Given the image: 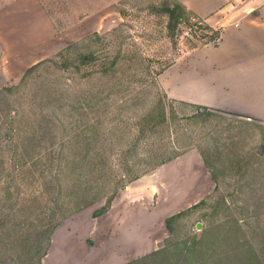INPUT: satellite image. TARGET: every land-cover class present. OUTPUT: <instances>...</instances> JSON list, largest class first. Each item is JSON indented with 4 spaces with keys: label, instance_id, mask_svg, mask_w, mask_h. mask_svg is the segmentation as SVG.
<instances>
[{
    "label": "rangeland",
    "instance_id": "1",
    "mask_svg": "<svg viewBox=\"0 0 264 264\" xmlns=\"http://www.w3.org/2000/svg\"><path fill=\"white\" fill-rule=\"evenodd\" d=\"M59 1L62 2L63 9L60 10L66 21L68 17L71 18V36L57 38L56 43L60 48L57 52L46 51L28 57L26 67L9 70L0 78V87L18 83L28 67L40 60L55 57L68 44L94 31H110L121 23H125L123 32L132 35L127 47L152 57L155 71L160 66L157 59L173 57L176 62L192 49V45L201 46L204 40L186 34L193 32L199 35L200 31L196 32V27L182 25V35L177 38L178 46L174 47L163 36L165 18L152 13V5L160 0H110L117 7L109 6V12L115 9L123 12L120 21L114 26L115 21L105 22L98 14L85 17L84 5L93 0H71V15L67 13L68 0ZM83 18L84 23H80ZM44 76L47 81L56 78L63 83H75L69 72L49 69L44 70ZM41 78L38 73L29 77L22 91L0 102V219L5 213L11 215V222L1 227L10 250V255L6 257L10 263L23 264L20 258L22 245L17 249L18 252L12 250V246L37 232L40 228L39 219L47 217L46 210L51 197L57 196L60 197L57 199L59 204L63 202L65 205L57 209V217L61 218L68 212L70 214L55 228L48 254L42 259L43 264H123L159 249L168 242L200 235L209 224L227 215L237 217L249 236L261 247L264 246V153L259 156L261 149L264 151L263 121H248L226 110H211L170 97L166 99L168 124L156 132L143 133L139 131L140 125L136 124L134 108L120 109L122 100L129 97L124 94L104 100L99 112L88 110L86 117L71 109L56 108V111L49 107L43 110L40 104L37 105L33 92L36 82ZM161 89L164 91L162 86ZM76 90L81 91V87L78 85ZM157 90L156 87L151 89L144 105L152 103L153 93ZM97 119L101 120L98 145L106 150L117 175L126 172L129 164H134L135 172L147 170L132 181H148L147 192L137 195L132 212L122 209L117 222L107 220L105 212L97 213L105 205L106 197L71 214L74 202L70 201L68 194L70 187H67L66 181L62 187L59 186L60 189L55 184L58 167L55 154L59 150H55V153L50 151L54 148L66 151L67 148L82 146L81 141L75 140L78 125L84 121L95 123ZM61 122L65 124L61 125ZM26 123L32 126H28L31 129L25 136L22 130L24 140L32 135L33 130L37 134L36 138L41 139L37 147L33 146L44 155L37 166L26 162L23 165L21 156H17L13 150L14 143L21 138L16 140V128L11 131V125L18 127ZM111 147L115 148V152L110 151ZM129 148L132 151H127ZM191 150L197 155L196 162L181 159L177 164H171L169 161L149 171L162 152L171 155L177 151L184 154ZM156 155L159 157L156 158ZM255 157L263 161L257 162L245 173V161L254 160ZM15 164L20 166L15 168ZM210 173H214L215 177L212 176L213 181L209 180L207 184ZM127 180L126 177L119 181L127 183ZM132 182L121 187L118 193ZM180 191H188L191 196L185 199L175 196ZM214 198H223L220 210L215 209ZM10 201L16 203L14 209L6 208ZM179 212L182 214L174 219L173 231H170L166 218ZM131 218L136 219L132 227ZM128 232L134 234V244H131V238L126 237L130 234Z\"/></svg>",
    "mask_w": 264,
    "mask_h": 264
},
{
    "label": "trees",
    "instance_id": "2",
    "mask_svg": "<svg viewBox=\"0 0 264 264\" xmlns=\"http://www.w3.org/2000/svg\"><path fill=\"white\" fill-rule=\"evenodd\" d=\"M152 8V13L165 18L163 36L169 39L174 47L178 46L177 38L182 35V25L196 27V32L200 31L199 35L193 32H189V34L204 39L201 45L216 44L221 37V27H212L180 0H160L155 2ZM120 13L123 14L122 11ZM124 26L125 23H121L104 33L91 32L82 39L68 44L55 57L43 59L31 65L24 71L18 83L0 87V102L22 91L29 77L38 73V76L43 79L41 78L36 82L33 92L37 105L40 104L43 110H48L49 107L71 109L86 117L88 110L99 112L104 100L113 95L124 94V96L128 95L129 97L122 100L119 105L120 109L134 108L136 124L140 125L139 131L143 133L145 131H158L162 126L168 124L166 99L170 98L165 90L160 91L162 89L159 75L175 60L173 57L157 59L160 66L155 71L152 68V61L154 60L152 57L142 51L127 47L126 44L132 35L123 32ZM191 47L193 49L198 46L194 44ZM49 69L71 73V80H74L75 83L72 81L71 83L69 81L63 83L56 78L47 81L44 70L48 71ZM78 85L81 87L79 92L76 90ZM154 87L158 90L153 93L152 103L144 105L148 99L146 96L152 92L151 89ZM37 105L35 111H37ZM57 109L56 111H58ZM172 112L175 114L174 110ZM174 116L179 118L177 115ZM246 120L253 121V119ZM63 124L65 123L61 122V125ZM100 125V119H97L95 123L84 121L78 125L75 135V140L81 141L82 146L71 147L69 150L67 148L66 151L62 148H54L53 151H50L55 153V150L56 152L59 150V153L55 154L58 160L55 184L57 187H62L63 182L66 181L67 187H70L68 194L70 201L74 202L71 214L103 197H106L105 205L97 213L106 212L121 187L128 182L137 180L147 172V170L135 172L134 164H129L126 172L117 175L115 168L109 161L106 150L101 149L98 145L101 138ZM17 126L11 125V131L16 128V140L21 138L14 143V152L17 156H21L23 165L25 162L34 166L39 165L44 155L39 148L35 149L33 146L36 145L35 147H37V142H40L41 139L36 138L37 134L33 130L32 135L24 140L23 136L31 129L28 126L32 125L26 123ZM112 129L114 130L115 127ZM262 146L264 148V143ZM123 150L124 148L121 153ZM110 151L115 152V148L111 147ZM127 151H132V148L127 149ZM263 153L264 151L261 149L259 156ZM161 154L160 158L151 165L149 171L172 161L182 152L177 151L171 155H165V152ZM158 157L156 155V158ZM252 160L245 161V173L257 162L263 161L256 157ZM204 161L209 165L206 157H204ZM19 166L15 164L14 167L18 168ZM212 174L214 176V173ZM126 177L128 178L127 183H120L119 180ZM59 198L58 196L53 199L51 197V203L46 210L47 217L39 219L40 228L37 232L12 246V250L18 252L17 249L22 245L23 251L20 258L23 264H43L42 259L48 254L55 228L65 216L70 214L68 212L61 218L57 217V209L60 210L65 207L63 202L59 204L57 200ZM222 199H213L216 210H220ZM10 202L9 205L6 204V208L14 209L16 203ZM181 214L179 212L166 218V224L170 231H173L174 219ZM10 216V214L5 213L0 219V264H13L6 259L10 255L8 253L10 250L1 228L11 222ZM11 260L13 261L12 258ZM123 264H264V246L261 247L249 236L244 224L237 217L227 215L209 224L201 231L200 235L168 242L159 249L133 258Z\"/></svg>",
    "mask_w": 264,
    "mask_h": 264
},
{
    "label": "crops",
    "instance_id": "3",
    "mask_svg": "<svg viewBox=\"0 0 264 264\" xmlns=\"http://www.w3.org/2000/svg\"><path fill=\"white\" fill-rule=\"evenodd\" d=\"M180 1L212 27H221V37L216 44L189 50L165 69L159 75L162 88L175 100L264 122V0ZM61 4L59 0H0V78L9 70L23 69L28 57L57 52V38L71 36V18L66 21ZM112 5L110 0L90 1L84 5L85 17L98 14L105 22L115 21L114 26L121 13L115 8L109 12ZM66 6L71 15V0ZM181 159L196 162L197 155L191 150L171 164ZM209 180L213 181L211 173L207 184ZM147 182H132L121 190L104 213L107 220L117 222L122 209L132 212L137 195L147 192ZM187 192L175 196L185 199L191 196ZM135 220L131 218L130 227ZM126 237L134 244L132 232Z\"/></svg>",
    "mask_w": 264,
    "mask_h": 264
},
{
    "label": "built area",
    "instance_id": "4",
    "mask_svg": "<svg viewBox=\"0 0 264 264\" xmlns=\"http://www.w3.org/2000/svg\"><path fill=\"white\" fill-rule=\"evenodd\" d=\"M186 34H188V35H189V32H187Z\"/></svg>",
    "mask_w": 264,
    "mask_h": 264
}]
</instances>
